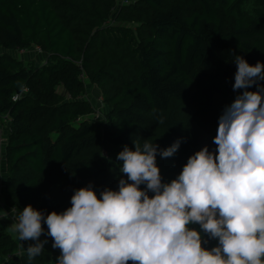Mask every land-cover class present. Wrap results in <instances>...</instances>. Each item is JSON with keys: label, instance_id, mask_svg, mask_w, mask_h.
I'll list each match as a JSON object with an SVG mask.
<instances>
[{"label": "trees", "instance_id": "16d2710c", "mask_svg": "<svg viewBox=\"0 0 264 264\" xmlns=\"http://www.w3.org/2000/svg\"><path fill=\"white\" fill-rule=\"evenodd\" d=\"M32 47L47 62L8 54ZM0 48V200L16 217L28 205L59 213L90 183L98 196L118 190L116 157L134 141H182L157 156L164 182L205 145L215 150L218 118L239 94L235 56L264 63V0H0ZM87 85L105 108L98 121ZM51 262L48 248L19 253L0 223V264Z\"/></svg>", "mask_w": 264, "mask_h": 264}, {"label": "clouds", "instance_id": "9594fccd", "mask_svg": "<svg viewBox=\"0 0 264 264\" xmlns=\"http://www.w3.org/2000/svg\"><path fill=\"white\" fill-rule=\"evenodd\" d=\"M234 62L239 94L218 118L215 150L205 145L164 182L157 156H174L180 139L125 145L118 190L98 196L90 183L62 212L23 208L12 231L34 242L21 244L29 260L44 251V235L60 251L55 264H264V63ZM210 240L218 243L205 247Z\"/></svg>", "mask_w": 264, "mask_h": 264}, {"label": "rangeland", "instance_id": "374dc122", "mask_svg": "<svg viewBox=\"0 0 264 264\" xmlns=\"http://www.w3.org/2000/svg\"><path fill=\"white\" fill-rule=\"evenodd\" d=\"M119 2H122V0H119ZM3 53H5V50L0 48V55ZM8 54L15 59H18V60L25 62L28 66H31L34 64H36V65L43 64V63L47 62V55L44 53H40L39 50L35 47H32V48H30L28 50H24V51L8 52ZM86 90H87V92H86L85 98H87L91 102V104L94 108V113L92 115H90V118L98 121L102 118V115L105 112V108L101 102L100 93L95 87H93L91 85H87ZM5 166H6L5 161L2 160L1 167H0L2 175H5ZM13 236L18 241L19 251L23 250L21 248V244H23L24 248L26 249L28 247L29 243H34L33 241L21 242L17 238V234H15ZM40 239L43 240L45 238H40ZM44 247L50 249V251L52 253L51 264H55V260L60 255L59 249H53L52 244L49 241L47 244H45Z\"/></svg>", "mask_w": 264, "mask_h": 264}, {"label": "crops", "instance_id": "0c3cea01", "mask_svg": "<svg viewBox=\"0 0 264 264\" xmlns=\"http://www.w3.org/2000/svg\"><path fill=\"white\" fill-rule=\"evenodd\" d=\"M15 218L16 216L14 211L7 208L3 203V200H0V223L5 226V228L10 232L11 235H15V233L12 231V224L15 223ZM19 253H24V251L20 250Z\"/></svg>", "mask_w": 264, "mask_h": 264}, {"label": "built area", "instance_id": "2783aa9c", "mask_svg": "<svg viewBox=\"0 0 264 264\" xmlns=\"http://www.w3.org/2000/svg\"><path fill=\"white\" fill-rule=\"evenodd\" d=\"M37 49H38L39 52L41 53V50H40L39 48H37ZM26 91H27V89L24 90V92H26ZM20 95H21V94H17V95H15L14 100H17V99L19 98ZM2 146H3V138L0 137V152L2 151ZM19 241H20V240H19ZM21 242H24V241H21Z\"/></svg>", "mask_w": 264, "mask_h": 264}]
</instances>
